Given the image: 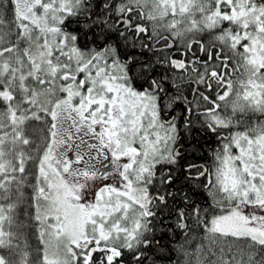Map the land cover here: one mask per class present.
<instances>
[{"label": "snow or ice", "instance_id": "6c2138e0", "mask_svg": "<svg viewBox=\"0 0 264 264\" xmlns=\"http://www.w3.org/2000/svg\"><path fill=\"white\" fill-rule=\"evenodd\" d=\"M0 264H264V0H0Z\"/></svg>", "mask_w": 264, "mask_h": 264}]
</instances>
